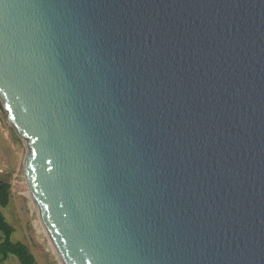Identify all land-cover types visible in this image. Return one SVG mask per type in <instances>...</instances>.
I'll return each instance as SVG.
<instances>
[{
	"label": "water",
	"instance_id": "water-1",
	"mask_svg": "<svg viewBox=\"0 0 264 264\" xmlns=\"http://www.w3.org/2000/svg\"><path fill=\"white\" fill-rule=\"evenodd\" d=\"M0 101L61 264H264V0H0Z\"/></svg>",
	"mask_w": 264,
	"mask_h": 264
},
{
	"label": "rangeland",
	"instance_id": "rangeland-1",
	"mask_svg": "<svg viewBox=\"0 0 264 264\" xmlns=\"http://www.w3.org/2000/svg\"><path fill=\"white\" fill-rule=\"evenodd\" d=\"M1 103V101H0ZM25 141L17 134L0 105V173L12 183V198L6 207H0L7 221L14 227L13 240L27 244L38 264H60L49 244L44 226L26 180L24 159ZM4 264H21L10 255Z\"/></svg>",
	"mask_w": 264,
	"mask_h": 264
},
{
	"label": "trees",
	"instance_id": "trees-1",
	"mask_svg": "<svg viewBox=\"0 0 264 264\" xmlns=\"http://www.w3.org/2000/svg\"><path fill=\"white\" fill-rule=\"evenodd\" d=\"M2 106V104L0 103ZM12 183L8 176L0 173V207L10 204ZM14 227L7 221L0 208V264H4L10 255H15L21 264H38L31 248L20 241L13 240Z\"/></svg>",
	"mask_w": 264,
	"mask_h": 264
},
{
	"label": "bare ground",
	"instance_id": "bare-ground-1",
	"mask_svg": "<svg viewBox=\"0 0 264 264\" xmlns=\"http://www.w3.org/2000/svg\"><path fill=\"white\" fill-rule=\"evenodd\" d=\"M32 197H33V196H32ZM38 213H39V212H38ZM39 216H40V214H39ZM40 218H41V216H40ZM41 221H42V224H43V226H44L45 233H46V235H47V237H48V234H47V231H46V228H45V225H44V223H43L42 218H41ZM48 239H49V237H48ZM49 244H50V246L52 247V249H53L55 255L57 256V254H56V252H55V250H54V248H53V246H52V244H51V242H50V239H49ZM57 257H58V256H57ZM58 259H59V258H58ZM59 261H60V260H59ZM60 264H61V262H60Z\"/></svg>",
	"mask_w": 264,
	"mask_h": 264
}]
</instances>
